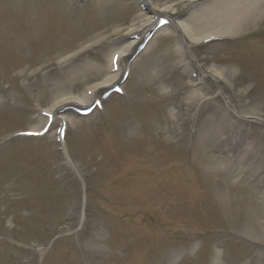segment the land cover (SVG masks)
Returning a JSON list of instances; mask_svg holds the SVG:
<instances>
[{
  "label": "rangeland",
  "instance_id": "1",
  "mask_svg": "<svg viewBox=\"0 0 264 264\" xmlns=\"http://www.w3.org/2000/svg\"><path fill=\"white\" fill-rule=\"evenodd\" d=\"M215 1L0 0V143L50 120L40 139H12L0 153V232L11 250L0 264H264V129L232 115L217 90L238 115L264 120V1L230 27L236 35L184 40L188 48L177 30L152 29L155 11L182 22L211 15ZM130 33L141 38L121 60L127 77L104 95ZM90 88L105 96L90 113L53 109L81 188L55 121L38 110ZM185 131L192 139L179 140ZM67 232L74 239L43 254Z\"/></svg>",
  "mask_w": 264,
  "mask_h": 264
},
{
  "label": "bare ground",
  "instance_id": "2",
  "mask_svg": "<svg viewBox=\"0 0 264 264\" xmlns=\"http://www.w3.org/2000/svg\"><path fill=\"white\" fill-rule=\"evenodd\" d=\"M261 3L262 0H217L215 1V4H212L213 10L217 8L214 13L206 16L204 10H202L196 14H193L186 20H183L182 22H177V27L181 32V37H185L190 43L193 44L201 43L202 41L211 37H227L228 35H236L237 31H232V33L231 28L234 27V29H237L240 27L242 23H244L242 19H244L246 16H250L251 13H254V11H256V6L260 5ZM134 43V41H131L127 44L126 49L122 48L117 53L120 55L119 57L124 55V52ZM110 66L112 70V60ZM212 69L215 70L214 68ZM118 74L119 71L117 70L115 75H113L114 79H116ZM112 82V80H106V84L104 86H109ZM94 92L95 91L93 88H90L89 90H86L81 97L58 100L55 103L61 102L50 110L57 108V106L60 104L63 106L65 104L72 105L75 103L76 106L85 107L94 100ZM191 97L192 95L188 96L187 100H189Z\"/></svg>",
  "mask_w": 264,
  "mask_h": 264
}]
</instances>
